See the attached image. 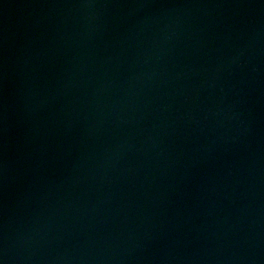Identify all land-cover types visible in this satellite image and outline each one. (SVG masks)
Returning a JSON list of instances; mask_svg holds the SVG:
<instances>
[{"label":"water","instance_id":"obj_1","mask_svg":"<svg viewBox=\"0 0 264 264\" xmlns=\"http://www.w3.org/2000/svg\"><path fill=\"white\" fill-rule=\"evenodd\" d=\"M0 264H264V0H0Z\"/></svg>","mask_w":264,"mask_h":264}]
</instances>
